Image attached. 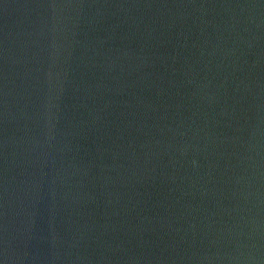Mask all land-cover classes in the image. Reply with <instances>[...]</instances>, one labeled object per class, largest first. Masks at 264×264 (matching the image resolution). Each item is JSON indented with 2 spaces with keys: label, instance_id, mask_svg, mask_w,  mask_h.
Wrapping results in <instances>:
<instances>
[{
  "label": "water",
  "instance_id": "95a60500",
  "mask_svg": "<svg viewBox=\"0 0 264 264\" xmlns=\"http://www.w3.org/2000/svg\"><path fill=\"white\" fill-rule=\"evenodd\" d=\"M0 264H264V0H0Z\"/></svg>",
  "mask_w": 264,
  "mask_h": 264
}]
</instances>
